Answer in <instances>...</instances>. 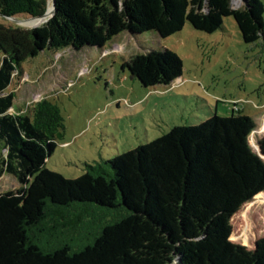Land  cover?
<instances>
[{"label": "trees", "instance_id": "16d2710c", "mask_svg": "<svg viewBox=\"0 0 264 264\" xmlns=\"http://www.w3.org/2000/svg\"><path fill=\"white\" fill-rule=\"evenodd\" d=\"M244 2L234 9L231 0H55L54 15L39 27L0 22V178L21 185L0 193V264H199L196 254L222 241L224 227L264 193L250 119L234 111L175 126L66 179L46 167L63 127L58 106L42 100L32 115L12 114L16 93L8 89L44 51L105 47L123 32L166 38L188 22L214 33L233 17L244 42L255 43L264 38V6ZM47 8V0H0L4 19L42 16ZM124 67L144 87L169 85L183 73L169 49L133 56ZM258 146L264 156V138ZM93 206L104 215L90 218ZM208 264H264V237L252 250L228 244Z\"/></svg>", "mask_w": 264, "mask_h": 264}, {"label": "rangeland", "instance_id": "374dc122", "mask_svg": "<svg viewBox=\"0 0 264 264\" xmlns=\"http://www.w3.org/2000/svg\"><path fill=\"white\" fill-rule=\"evenodd\" d=\"M47 1L50 10L53 0ZM260 1L264 6V0ZM244 4V0H231L234 9ZM0 22L26 29L32 25L1 17ZM165 49L183 62L181 77L169 85L144 87L124 67L133 56ZM23 69L24 74L16 75L8 89L16 93L10 113L32 115L42 100L58 106L63 127L56 132V147L46 167L66 179L81 176L87 165L152 142L175 126H196L215 114L232 118L234 111L235 118H248L256 126L249 143L264 163L258 146L264 138V131L260 132L264 126V38L245 43L233 17H225L222 28L214 33L196 30L186 22L182 30L166 38L154 31L123 32L105 47L67 48L56 54L47 50L28 59ZM20 187L11 175L0 178V193ZM88 210L90 218L104 215L96 206ZM112 219L108 216L101 223ZM263 237L264 193L245 205L224 227L222 241L199 251L195 261L208 264L228 244L252 250Z\"/></svg>", "mask_w": 264, "mask_h": 264}, {"label": "water", "instance_id": "95a60500", "mask_svg": "<svg viewBox=\"0 0 264 264\" xmlns=\"http://www.w3.org/2000/svg\"><path fill=\"white\" fill-rule=\"evenodd\" d=\"M54 13H55V0L52 1V10L49 11V9H48L46 11V13L44 15H42V16L27 17V18H22V19H19V17L16 16V17H7L6 19L12 20V21L24 20V21H28V22H32V21L35 22L36 20L39 21V23L30 25V29H32V28L39 27V26L43 25L44 23H46L54 15ZM0 17L4 18V16L1 15V14H0Z\"/></svg>", "mask_w": 264, "mask_h": 264}, {"label": "bare ground", "instance_id": "6f19581e", "mask_svg": "<svg viewBox=\"0 0 264 264\" xmlns=\"http://www.w3.org/2000/svg\"><path fill=\"white\" fill-rule=\"evenodd\" d=\"M52 10V7H51V9L49 10V11H51ZM16 21V20H15ZM37 21V20H36ZM35 21V22H36ZM18 24H21L22 22H23V24H33V23H35L34 21H32V22H24V20H18V21H16Z\"/></svg>", "mask_w": 264, "mask_h": 264}, {"label": "built area", "instance_id": "2783aa9c", "mask_svg": "<svg viewBox=\"0 0 264 264\" xmlns=\"http://www.w3.org/2000/svg\"><path fill=\"white\" fill-rule=\"evenodd\" d=\"M264 131V126L261 128V131L260 132H263ZM257 132V130L253 131L252 135L255 134Z\"/></svg>", "mask_w": 264, "mask_h": 264}]
</instances>
